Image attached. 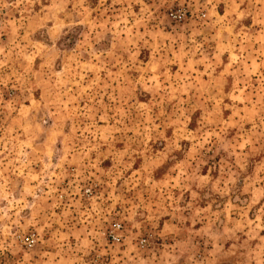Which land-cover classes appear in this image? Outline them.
<instances>
[{"label":"rangeland","instance_id":"374dc122","mask_svg":"<svg viewBox=\"0 0 264 264\" xmlns=\"http://www.w3.org/2000/svg\"><path fill=\"white\" fill-rule=\"evenodd\" d=\"M201 4L0 0V264H264V0Z\"/></svg>","mask_w":264,"mask_h":264},{"label":"built area","instance_id":"2783aa9c","mask_svg":"<svg viewBox=\"0 0 264 264\" xmlns=\"http://www.w3.org/2000/svg\"><path fill=\"white\" fill-rule=\"evenodd\" d=\"M166 3V17L172 24L182 25L192 18L196 22H204L207 18L205 10L200 8L202 6L201 0H166ZM83 194L90 196L92 194V188L84 189ZM121 233V224H115L109 231L108 238L112 243H119ZM18 240L28 250L32 249L39 241L36 233H30L25 237H18ZM145 243L146 239L140 241L141 246Z\"/></svg>","mask_w":264,"mask_h":264},{"label":"crops","instance_id":"0c3cea01","mask_svg":"<svg viewBox=\"0 0 264 264\" xmlns=\"http://www.w3.org/2000/svg\"><path fill=\"white\" fill-rule=\"evenodd\" d=\"M203 1V4H204V0H201V2Z\"/></svg>","mask_w":264,"mask_h":264}]
</instances>
